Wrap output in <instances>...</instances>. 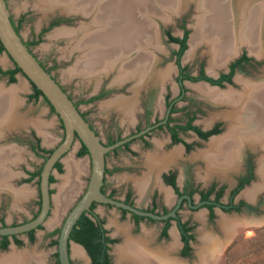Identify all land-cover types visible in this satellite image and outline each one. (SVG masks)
<instances>
[{"label": "bare ground", "instance_id": "6f19581e", "mask_svg": "<svg viewBox=\"0 0 264 264\" xmlns=\"http://www.w3.org/2000/svg\"><path fill=\"white\" fill-rule=\"evenodd\" d=\"M247 1L249 0H238V9H235L231 0H36L35 5L44 10L62 7L68 12L91 18L89 25L81 30L84 39L78 40L79 30L73 32L76 43L74 47L80 52V56L72 73L82 78L100 81L103 76L116 72L119 68L118 81H133L134 95L120 97L112 101L108 107L113 105L130 117L134 114L142 87L147 84L162 86L166 80L168 81L172 71L171 67L158 68L159 60L155 54L159 48L158 36L151 23V18L155 14L161 12L165 15L170 14L174 10L194 4L198 13L193 24L191 48L186 58H191L198 47H206L210 58L209 72L214 73L216 69L226 65L242 44H247L251 51L264 55V3L255 7ZM0 64L5 65V60L0 59ZM255 81L240 77L238 82L242 84L241 91H220L205 85L194 86V89L206 99L218 106L226 105L227 108L215 116L227 122L226 133L212 139L204 150L193 156L194 159L201 158L205 161L208 175L213 173L226 175L229 171L236 170L241 163L244 153L242 150L251 147L263 151L259 172L264 182V79L261 82ZM22 89L23 85L13 88L0 85V140L3 138L4 129L19 127L24 121L18 112L22 104L18 94ZM45 138L47 142L52 139L48 135ZM162 148L163 144L158 141L154 150L156 152L146 155L150 175L137 180L135 184L140 195L145 194L151 186L159 185L166 200L170 201L171 194L159 184L157 175L181 158L182 150L178 147L166 153ZM74 156L65 159L67 172L60 187L61 197L59 196L63 207L57 208L51 224L56 223L64 207L71 202L82 186L81 175L86 169V163L77 161ZM18 159L19 151L8 146L0 147V190L24 196L26 194L24 189L15 190L11 182L14 177L11 165ZM260 185L245 192V196L253 199ZM239 222L222 216L219 219L220 230L225 236H233L237 231L245 230L243 225L246 224L243 221ZM117 230L125 237L124 243L115 251L118 263L183 264L171 259L172 257L169 258V255L176 251L178 244L174 232L170 244L153 248L150 232L147 230H143L139 237H132L131 229L126 225H118ZM202 240L198 247L199 259L194 264H224L222 240L217 236L203 237ZM27 252L13 248L8 253L0 255V264H31ZM73 252L76 257L84 260V264H88L82 249L76 246Z\"/></svg>", "mask_w": 264, "mask_h": 264}, {"label": "rangeland", "instance_id": "374dc122", "mask_svg": "<svg viewBox=\"0 0 264 264\" xmlns=\"http://www.w3.org/2000/svg\"><path fill=\"white\" fill-rule=\"evenodd\" d=\"M36 0H8V8L11 13V18L20 25V35L26 43L37 42L35 45L30 46V50L35 55V57L41 61L44 66L50 71V74L58 81L62 88L70 95L76 102L80 104L81 111L87 115L92 126L98 132L100 138L104 141H107L111 137H115L119 131L125 135L132 132L135 129L137 121L138 112L140 111L139 99L147 92H152L154 94V100L159 101L162 96L169 94L170 96H176L178 93L177 86V77L178 69L173 58V51L177 49V46L170 44L167 41V37L164 33L166 29H171L175 36H181L183 31L181 30V23H185L190 30L191 37L193 34V24L195 23L197 10L194 4H190L186 8H179L178 10L172 11L170 14H155L151 18L152 26L156 29V34L158 36V51L156 50L155 54L159 60L158 68L167 69L172 68L171 74L162 86L147 84L142 87V93L137 97V104L134 114L130 117L125 115V113L111 105L112 101L117 100L118 98H126L134 95V82L127 80L126 83L130 82V92L125 89L115 88L119 84H124L125 82L118 81L119 79V68L116 69V72H112L107 76H103L100 81L90 80L88 78H82L79 75L73 74L74 66L80 52L75 49L76 43H74V31L79 32L78 40L84 39V34L82 33L83 27H86L91 22V18L86 15L77 14L74 12H68V10L57 7L50 9H41L35 5ZM159 12V11H158ZM157 12V13H158ZM69 15L67 18L71 19V23L50 28V23L56 16ZM162 15V16H161ZM165 15V16H164ZM74 38V39H73ZM75 49V50H74ZM160 49V50H159ZM189 50V49H188ZM75 51V52H74ZM206 47H198L195 54L187 59L185 56L183 65L190 66L192 73H196L201 64L205 65V68L209 69V55L206 52ZM0 59L5 60V68L15 66L11 57L4 51H0ZM228 62V61H227ZM3 65V64H0ZM217 71V69H216ZM216 73V72H214ZM116 81V83H115ZM99 82V83H98ZM119 82V83H118ZM166 83V84H165ZM0 85L5 86L6 88H13L15 86L23 85V89L19 92V99L21 105L18 108L19 115L23 117L24 121L20 126L13 127L11 129L13 132L12 137L8 138L7 141L0 144L2 146L12 147L16 151L20 152V159H18L15 164L11 165L14 177L12 178V185L15 190L24 189L25 195L19 196L14 194L12 191L4 190L13 195V199H8V204L5 208L3 204L0 205L2 211L0 212V223L1 220L10 225L14 222H21L24 219H32V216L39 209L40 204V190H39V178L32 180L31 182H26V174H24V169L27 167L31 171H39L48 154L41 153L39 155L35 154L32 149L28 148L25 144V139L23 135L25 132L29 134V143H33L38 137L42 141L43 147L47 151H52L60 145L64 138V127L57 116L53 111L50 104L46 101L45 98L41 97L38 100L30 99V96L34 92L32 83L22 74L19 73L17 76V81L14 84H7L4 79H0ZM188 85V96L201 103L203 107V112L201 113L198 122L201 124H210L215 121H221L218 117H215L218 113L224 111L226 105H217L212 102L205 96L201 95L197 90L194 89V86L203 85V83H187ZM157 86V87H155ZM206 86V85H205ZM163 87V89L161 88ZM107 89V96L100 99L91 101L95 98L102 89ZM210 88V87H209ZM145 89V90H144ZM213 89V88H212ZM216 89V88H214ZM225 88L222 90H228ZM140 90V92H141ZM146 92H144V91ZM163 90V91H162ZM219 90V89H218ZM155 101V105H156ZM186 103L179 104L180 107L185 106ZM160 106V105H159ZM157 107V106H156ZM222 109H218L221 108ZM162 114V113H159ZM135 115V116H134ZM134 116V117H133ZM139 120V119H138ZM41 125H39V124ZM40 126V128L38 127ZM42 127V128H41ZM43 129V130H42ZM41 132V133H40ZM34 134L36 137L34 138ZM48 135L52 139L47 142L45 136ZM156 137H160L159 135ZM160 138H166L161 136ZM46 141V142H45ZM158 142V141H157ZM163 144L162 141H159ZM46 144V145H45ZM139 146V143L136 142L133 144V148ZM17 148V149H16ZM81 150V143L76 140L72 150L68 155L62 160L63 171L59 172L55 170V182L53 183V198L54 203L52 206V213L48 219V226L45 225L43 230L36 232V239L34 242H27L26 236H21V239L25 241L24 246L19 247L18 249L22 252L29 251V257L31 258V264H58L57 261V248L56 241H58L59 234L51 236L52 233H55L60 230L61 224L66 219L68 213L75 206V204L80 200L82 195L85 193L91 173V164L88 155L79 156ZM133 153L121 152L119 154H111L108 157L107 166L112 171L111 174L107 176V188L109 191L112 189L116 192V195L119 198H124L126 191L134 189V200L136 205L139 206H150L151 205V194L154 191L153 188H149L145 194L140 195L136 189V181L142 179L143 177L150 175V170L146 165V155L149 153H154L156 151H134ZM165 152V151H163ZM172 152V151H170ZM166 152V153H170ZM249 152V151H248ZM198 153V152H197ZM257 160L262 156L263 151L249 152ZM183 154V152H182ZM71 155H75L74 158L77 161L85 162L86 169L81 175L82 186L78 192L73 196L71 202L64 207L59 219L55 224H51V221L55 219V213L57 208L61 206L59 201L60 187L63 183V177L66 174L65 159ZM246 155V151L242 154L241 163L239 165L238 171H240L243 165V159ZM194 156V155H193ZM193 158V157H192ZM179 159V158H178ZM194 159V158H193ZM199 160V159H194ZM202 160V159H200ZM177 161V160H176ZM175 161V162H176ZM174 162V163H175ZM173 163V164H174ZM185 158H182L180 163L181 168H186ZM190 166H195V168H204L203 164H189ZM197 170L194 169V172ZM204 171V169H203ZM233 171V170H232ZM237 171V172H238ZM206 172H208L206 167ZM237 172H233L234 174ZM198 173V172H197ZM232 173V178H233ZM208 175V173H207ZM225 175V174H223ZM205 173H201V180H204ZM210 176V175H208ZM211 178V177H210ZM209 179V178H208ZM213 179V178H211ZM261 182L258 184L260 185ZM264 187V186H263ZM261 186L260 189L263 188ZM2 191V189H1ZM27 191V192H26ZM248 191V190H247ZM246 191V192H247ZM260 191V190H259ZM258 191V192H259ZM246 193H244V196ZM246 197V196H245ZM63 207V206H61ZM95 212L104 220L106 227L109 229L111 235H117L119 240L116 248L122 245L125 241V237L122 232H118L119 226H129L131 229L132 237H137L140 235L139 228L136 227L131 215L126 217L123 216L120 210L115 207L108 205H97ZM202 213V214H201ZM217 211V217L215 221L209 220L206 209H202L198 212L193 213L194 221L197 223V233L196 237L202 243L201 238L205 235L206 237L213 236L220 238L223 242V258L224 264H264V220L259 219L263 218V215H259L257 220H254L250 217L252 215H247L242 213L241 215H219ZM186 216V214H184ZM203 215V216H202ZM202 216V217H201ZM224 216L228 220L240 221L239 223H245L243 225L244 231H237V234L233 236H225L220 230L219 219ZM201 217V218H200ZM203 218V219H202ZM243 221V222H241ZM115 224H112V223ZM112 224V225H111ZM160 224H154L151 222H142L141 230H147L150 232L151 242L152 234L159 241L160 239ZM202 230V231H201ZM201 231V232H200ZM142 232V231H141ZM170 238L164 242H170ZM173 241V240H172ZM171 241V242H172ZM170 242V243H171ZM169 243V244H170ZM198 242V246L201 245ZM71 255L74 261V264H84V260L79 259L74 255V248L76 245L72 244L71 246ZM82 249L81 247L77 246ZM17 249V250H18ZM83 250V249H82ZM180 250V249H179ZM179 250H177L176 256L179 257ZM11 251V250H10ZM116 251V249H115ZM9 252V251H8ZM6 252V253H8ZM198 252V250H197ZM0 251V255H2ZM4 253V254H6ZM83 253L85 254L84 250ZM3 254V255H4ZM37 255V256H36ZM34 258H32V257ZM39 256V257H38ZM115 258L117 260V255L115 253ZM88 264H90V259L86 256ZM37 258V259H36ZM33 260V261H32ZM35 260V261H34ZM118 262V260H117Z\"/></svg>", "mask_w": 264, "mask_h": 264}, {"label": "flooded vegetation", "instance_id": "af4514ba", "mask_svg": "<svg viewBox=\"0 0 264 264\" xmlns=\"http://www.w3.org/2000/svg\"><path fill=\"white\" fill-rule=\"evenodd\" d=\"M237 1L238 0H231V3L233 2V6L235 7V9H238ZM249 1L252 4V6L255 7H259L260 4L264 3V0H249ZM70 20L71 19H68L67 17L61 15L56 16L51 21L50 28L69 24L71 23ZM12 22L15 27H20V25L18 26L13 19ZM180 27L181 30L183 31V34L181 36H175L171 29H166L164 31L167 37V41L170 44H174L177 46V49L173 51L172 55L178 69L177 83L175 84L177 86L178 93L176 96H170L169 94L165 96L163 95L162 98L159 99V101H156L154 100V94L152 92L149 91L147 93L146 91H144L145 90L144 89L143 91L146 93L142 96L141 94L142 90H141L140 92L141 96L139 99L140 111L138 112V116H137L138 123L136 124L135 129L132 132L127 133L125 135L122 133V131H119V133L115 137H111L107 141L101 139L105 145L110 146L117 142L123 141L127 138H130L144 130H147L148 128L154 127L146 134L142 135L141 137L121 145L120 147L116 148L115 150L109 152L106 155V177L102 190L105 192V194L108 197L115 199L117 201H121L125 204L133 206L144 212L153 213L159 216H165L174 212L176 215V217L174 218L170 217L166 220H153L151 218L138 216L126 210L118 209L121 211L124 217L128 215L132 216L134 224H136V227L139 228L141 234H143L144 232L143 231L144 229L141 230L140 228L141 223L143 221L162 225L160 229L159 241L152 234L151 247L153 248H156L158 246L161 247L164 245H168L173 240L172 233L174 232L178 244L176 251L174 253H171L169 255V258L172 257L171 259H176L179 262H182L183 264L185 263L194 264L195 261L199 259L197 250L199 247L198 242L199 243L201 242H200V238L198 239L196 237L197 223L194 221V217L191 215L202 209H206L209 220H211L212 222L216 220L217 211L219 212L218 214L220 216L222 214L223 215L225 214L241 215L242 213H246L247 215L253 214V216H250L253 219V221L257 220L259 218L258 216L262 214L263 218H259V219L264 220V187H263L264 182L259 172L260 159L258 158L256 160L255 157L252 156L251 153H249L260 150H254L251 147L244 148L242 151H246V155L243 159L244 163L240 171H238L239 169L238 168L236 170L229 171V173H227L226 175H223L221 173H213L210 176H208L206 172L205 161L203 159L200 160L201 158H197L199 160H194L192 158L195 153L204 150L212 139L221 137L226 133L227 122L220 117L219 119H221L222 122L215 121L214 123H210L207 125L198 122L199 117L203 112V107L201 103L191 99L188 96L189 90L187 89L188 88L187 83H194V84L203 83V85H206L213 89L216 88V90L219 89L220 91H225L222 90L225 88H229L228 90L241 91L242 84L238 82L240 77H242L245 80H250L253 82L254 80H256L255 82H261L264 79V75H263L264 55H260L258 52L251 51L247 44H242L239 46L238 51L229 59L226 65L221 68H218L216 73H210L209 69L207 70L204 64L200 65L196 73H192L190 70V66L183 65L184 58L185 56L188 55L187 53H189V50L191 48L190 47L191 33L185 23L182 22ZM186 32H189L187 39V49L180 57V62L178 63L179 60L178 51L180 49V45L171 42L170 36L182 39L184 38ZM19 34H20V28H19ZM26 44H30V43H26ZM1 45L2 44L0 42V51H1ZM39 62L43 65V67L46 70H48L41 61ZM15 67L16 65L13 67L5 68L4 65H0V79H4L7 84H13L11 82L10 72L14 70ZM18 74L19 73L15 75L16 81ZM201 75L210 78L211 80H213V82H209L205 79L190 80L188 78V77H192L197 79L201 77ZM129 83L130 82L120 84L118 86L116 85L114 87L125 89L128 90V92H130L131 85ZM107 93L108 90L106 88L102 89L100 93L96 95V97H101V96L102 97L98 98L97 100L106 97ZM69 97L71 98V100H73L75 105L81 111L80 104L76 102L70 95ZM155 101H156V105H155ZM181 103H186V105L180 107L179 104ZM218 109L220 110L222 109V107ZM81 113L83 114L87 122L90 124V126L95 130V128L92 126L89 119L87 118V115H85L82 111ZM4 130L2 131L3 138L0 140V144H2V142L4 143L5 141H7V139L12 137L13 135L12 132L13 129L7 128ZM96 133L98 134L97 131ZM158 135L160 137L165 136L166 138L162 139L160 137H156ZM23 136L26 137L25 139L26 146L32 149V151L35 154L39 155L41 153L42 154L44 153L42 150L45 149L43 147L40 138L36 137V135L34 134V138L36 137L37 139L33 143H29L28 142L29 134L25 132V135ZM157 141L163 142L162 149L165 152H170L178 147L181 148L183 152L181 158L177 159V161L174 164L172 163L170 164V166L160 171L158 173L159 175H157L159 184L165 187L170 192L171 200L170 201L166 200L165 195L161 191L159 185L151 186V188L154 189V191L152 192L153 194H151L152 195L151 205L146 207L136 205L134 200V189L127 190L124 198H119L113 189L109 191L107 188V176L112 173V171L107 166L109 155L119 154L121 152L136 154L134 151H154L156 149ZM136 142L139 143V146L133 148L132 146ZM81 148H82V144H81ZM182 158H185L186 161L189 162V164H196V163L203 164L204 171L202 168H198L197 170L195 166L192 167L188 163H186L187 166L185 169L181 168L180 163L182 162ZM60 164L62 165V169H63V163L60 162ZM194 169L197 170L198 173L196 171L194 172ZM36 172L38 171H31L26 167L24 169V174H26V176L28 177L25 179L26 182L29 183L28 180L31 178V174ZM233 172H237V174L236 173L234 174ZM201 173H205L206 175V177L204 176L205 181L200 179ZM232 173H233V178L231 176ZM210 177L213 179H211ZM260 182L262 184L260 185V188L261 186L263 188L262 189L259 188L260 191L259 190H258L259 192L257 191L253 199H249L244 196V193L247 190L249 191L253 189L255 186H259L258 184ZM9 198H11V200L13 199V195L11 193L4 190L2 191L0 190V205L3 204L4 205L3 208H5L6 205L8 204ZM97 205L99 204L95 203L92 212L89 214L93 216L95 219L97 218L101 222H103V229L104 231H106L104 234V239L102 240V242H104L105 248L101 254V258H100L102 262L101 264H133L131 262H123V263L117 262L115 258L116 257L115 249L119 240L117 239V235L116 236L111 235L109 229L105 225L104 220L101 219V217L95 212ZM40 207H41V195H40L39 209L34 213L32 219L36 218L37 214L40 211ZM1 211L2 208H0V212ZM184 214H186V216ZM29 221H30L29 219H24L21 222H14L8 225L4 221V219H2L0 223V227L17 226ZM43 228L44 226H42V228L33 230L34 231L32 233L33 236L32 234H30L31 232L30 231L22 235L0 237V251L6 253L12 250L13 248L18 249L19 247L24 246L25 241L21 239V236H26L27 242L28 241L34 242L36 239V232L43 230ZM141 234L138 235L137 237L141 236ZM203 237L206 236L204 235ZM203 237L201 238V240L203 239ZM169 238L171 239L169 243L164 242V240L167 241ZM108 239L115 240V242L110 243ZM18 241H20V243ZM177 250H179V257L176 256V254H178ZM84 252L86 256L90 259V264H94L91 256L89 255L85 247H84ZM57 261L58 264H60L58 251H57ZM71 262L72 264H74L73 258H71ZM33 264H35V262H33Z\"/></svg>", "mask_w": 264, "mask_h": 264}, {"label": "water", "instance_id": "95a60500", "mask_svg": "<svg viewBox=\"0 0 264 264\" xmlns=\"http://www.w3.org/2000/svg\"><path fill=\"white\" fill-rule=\"evenodd\" d=\"M65 16L68 17L69 15ZM0 42L15 65L21 69L22 74L32 85L42 92L43 98H45L54 109L64 127V140L53 150L52 154L47 156L41 170L39 178L41 207L39 214L36 218L24 224L0 227V237L22 235L39 229L41 226H48V219L52 213V206L54 203L53 193H51L53 189L51 177L54 176L56 164L62 162L64 157L70 153L76 139L88 150L91 173L85 193L71 209L60 226L57 248L60 264H72V256L70 254L72 244L84 250L82 245L71 241L70 237L74 226L81 216L85 213H91L92 206L95 203L113 206L117 209L126 210L138 216L151 218L153 220H166L170 217H176L174 212L165 216H159L141 211L133 206L108 197L102 190L106 177V155L121 145L141 137L154 127L148 128L147 130L113 145H105L100 136L82 115L73 100H71L61 85L43 67L26 45L21 35L17 32L11 19L7 0H0Z\"/></svg>", "mask_w": 264, "mask_h": 264}, {"label": "trees", "instance_id": "16d2710c", "mask_svg": "<svg viewBox=\"0 0 264 264\" xmlns=\"http://www.w3.org/2000/svg\"><path fill=\"white\" fill-rule=\"evenodd\" d=\"M19 28L20 27H15V29L17 30L18 33H19ZM188 34H189V32H186L184 38H182V39L170 36L171 42H174V43H177V44L180 45V49L178 51V58H179L178 63L180 62V57L183 55V53L187 49ZM37 42H33V43H30V44H26V45L29 47L32 44L33 45L37 44ZM1 51H5V48H4L3 45H1ZM20 72H21V69L18 68L17 66L15 67L14 70H12L10 72V74H11V82L12 83L16 82L15 75L17 73H20ZM188 78L190 80L205 79V80H207L209 82H213V80H211L210 78H207L206 76H203V75H201V77H199L197 79L196 78H192V77H188ZM33 88H34V92L30 96V99L38 100L39 98L43 97V94H42V92L40 90H38L34 85H33ZM101 97H95V98L91 99V101L96 100V99L101 98ZM53 111H54V109H53ZM112 143H115V142H112ZM42 151L44 153L48 154V155L52 154V152H53V150L52 151L42 150ZM85 155H88V150H87V148L84 145H82V148H81V150L79 152V156H85ZM55 169L57 171H59V172L63 171L62 165L60 164V162H58L56 164ZM41 170H42V168L38 172L32 173L31 174V178L28 181L30 182L36 177L40 178ZM54 182H55V177L52 176L51 177V183H54ZM51 193H53V191H51ZM94 206H95V204L92 206V209L94 208ZM40 228H42V226ZM33 232L34 231H31L30 234H32ZM105 232L106 231H104V229H103V222H101L97 218L95 219L89 213H85V214H83L81 216V218L79 219L77 224L74 226V229H73V231L71 233L70 240L74 241V242H76V243H78V244H80L82 246H84L87 249L89 255L91 256L94 264H101L102 263L101 260H100L101 254H102V251L105 248L104 242H102V240L104 239ZM57 234H60V230L55 232V233H52L51 236H54V235H57ZM32 236H33V234H32ZM18 242L20 243V241H18ZM109 242L110 243H114L115 240H109ZM57 244H58V241H56V245Z\"/></svg>", "mask_w": 264, "mask_h": 264}]
</instances>
